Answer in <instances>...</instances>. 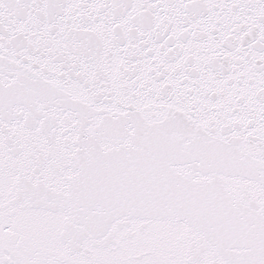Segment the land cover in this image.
I'll return each instance as SVG.
<instances>
[{
    "label": "snow or ice",
    "instance_id": "6c2138e0",
    "mask_svg": "<svg viewBox=\"0 0 264 264\" xmlns=\"http://www.w3.org/2000/svg\"><path fill=\"white\" fill-rule=\"evenodd\" d=\"M0 264H264V0H0Z\"/></svg>",
    "mask_w": 264,
    "mask_h": 264
}]
</instances>
